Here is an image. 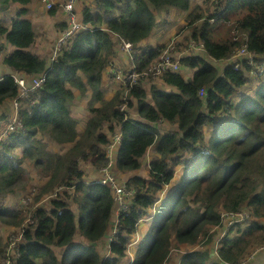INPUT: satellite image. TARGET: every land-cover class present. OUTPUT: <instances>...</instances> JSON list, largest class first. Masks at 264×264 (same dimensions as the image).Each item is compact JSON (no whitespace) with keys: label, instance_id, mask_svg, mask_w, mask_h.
<instances>
[{"label":"trees","instance_id":"1","mask_svg":"<svg viewBox=\"0 0 264 264\" xmlns=\"http://www.w3.org/2000/svg\"><path fill=\"white\" fill-rule=\"evenodd\" d=\"M33 1L0 0L3 10L12 2L22 5L10 24L0 22V55L4 44L15 46L4 57L11 73L0 75V124L9 115L5 103L13 104L21 94L12 74H46L40 87L19 99L23 127L16 121L14 130L0 140V223L8 234L21 227L26 236L16 264H127L128 245L139 220L152 208L155 213L136 244L132 264H166L178 244L191 246L180 264L264 261V250L259 249L264 246V73L254 76L255 65L249 63L264 57V0H204L194 7L192 0L84 2L80 7L86 28L71 35L55 58V48L45 47L43 53L31 49L38 42L37 28L27 16ZM58 9L54 5L50 15ZM172 9L188 11L186 25L171 38L179 40L180 46L175 43L172 50L178 70L165 71L158 84L155 77H150L152 82L144 77L129 89L119 85L107 97L102 87L105 73L118 84L109 71L112 62L124 70L132 64L144 76L160 58L170 40L153 43L160 37L153 33L163 32L158 29L156 11ZM59 23L62 30L68 27L66 22ZM187 29L188 34H182ZM122 38L132 43L131 55L120 45ZM245 42L246 57H235ZM191 43H205L204 52L200 47L189 48ZM216 61L225 62L217 66ZM186 69L193 70V75L185 77ZM255 78L259 80L256 88L251 86ZM161 84L178 90L166 91ZM88 93L90 115L80 130L71 105L77 94ZM125 100L128 106L123 110ZM129 108L141 118L131 117ZM161 120L176 127L163 131L164 123L157 125ZM7 127L0 128V137ZM118 132L122 142L117 169L139 170L150 148L154 156L147 176L136 173L127 180L129 188L137 189L136 196L121 212L119 231L105 256L97 244L110 233L115 207L112 190L84 166L94 165L96 172L105 166L107 146ZM40 134L64 148L50 150L38 138ZM27 161H33L44 179L35 202L62 187L56 197L36 208L32 223H25L30 210L11 209L5 202L7 195L21 194L30 186ZM182 164L187 168L175 175ZM243 210L250 217L229 229L215 253L211 243L224 229L223 223L219 225L221 212ZM214 227L219 229L211 231ZM78 233L86 242L76 240ZM7 247L0 235V258L6 256Z\"/></svg>","mask_w":264,"mask_h":264},{"label":"built area","instance_id":"2","mask_svg":"<svg viewBox=\"0 0 264 264\" xmlns=\"http://www.w3.org/2000/svg\"><path fill=\"white\" fill-rule=\"evenodd\" d=\"M57 0H42V2L44 3L45 7L47 9L51 8L54 3ZM78 0H67L66 2L63 1L62 5L64 7L65 10V14L66 17H68L67 22L69 27L63 31L60 35V37L58 38L56 45H55V49H54V55L52 58H55L58 55L59 50L61 49V46L64 42H67L70 38L71 35H74L78 30L86 28V25L81 21V12H79L76 9V3ZM121 44L124 48V50L129 53L131 55V51H132V43L128 40H126L125 38L121 39ZM179 45V40H172L167 46L166 48L163 50V52L160 55V58L154 62V64L147 70V72H145V75L142 76L140 75L138 72H136L134 70V67H132V64L129 66V68L127 70H124L123 67H121L119 64L112 62L109 66V71L115 75V78L118 81V84L120 86H123L127 89H129V87H133L140 79L145 77V80L149 79L150 77H156L158 75L163 74L165 71L167 70H176L177 68L180 67L179 61L178 60H174L173 58V54H172V50L175 48L176 45ZM180 46V45H179ZM200 47L203 49V51L205 50L204 48V43H201L200 45H196L195 43H191L190 47ZM247 44H243V46L239 49H237L235 51V57L241 58V57H246V53H247ZM251 65H256V60L254 58H252V60L249 62ZM236 66H239L238 62L236 63ZM260 72L264 71V66H261ZM256 72V70H253V74ZM46 75L42 74V75H37L34 76L31 79V86L28 87L26 85V80L24 78H19L15 76V80L17 82H19L22 86V93L21 96H26L28 91L30 89H35L37 87H39L43 81L45 80ZM121 82V83H120ZM199 94L201 96H203L205 94V89L201 88L199 91ZM14 104L17 106L18 105V101L15 100ZM128 106V101L125 100L124 103L121 105V109H125ZM17 115V114H16ZM18 117V116H17ZM17 121L19 127H23V124L21 122V120H19V118H15L13 124L12 122L8 125L7 130L2 134V136L0 137V140L2 139V137H6L8 132H12L14 130V123ZM122 141V133L118 132L115 134V137L113 138V141L107 146V157H108V161L106 163L105 166L101 167L99 169V174H100V182L102 184H108L112 190V195H113V199L115 201V207H114V211H113V220H112V227L110 229V233L108 234V236L106 237V242L108 244L109 241V245L110 243L116 238L117 233L119 231V220H120V214L122 211H125V209H128L129 206L132 204L133 200L135 199V194L137 192L136 188H129L127 186V182L126 180H117L116 176L114 175L112 169L114 170L116 168V155L117 152L116 150L118 149L119 144ZM1 147V145H0ZM149 165V164H148ZM168 187L166 186L161 194L163 195L164 192L166 191ZM62 190V187H59L57 190H55L50 196L41 199L39 201L35 202V197L37 195V190L35 188L31 189V190H27L26 192L20 194L18 196V200L16 202L15 205V209L16 210H21L24 213H28L29 210L31 211V213H29L28 218L26 219L25 223L29 222L32 223V216L34 215V213L36 212V208L40 207L42 205H46L47 203H45L46 201H48V199L51 197H56L58 195V192ZM22 198H28L27 203H23L21 200ZM35 202V204H31ZM36 214V213H35ZM250 217V213L246 210L237 212V211H222L221 212V220L219 225H221V223L224 224V233L221 236V240H223V238L225 237V234L227 232V227L229 228L230 226L236 224V223H241L245 220H247ZM24 227V225H23ZM220 227V226H219ZM219 227H214L211 228V231H217L219 229ZM218 228V229H217ZM231 228V227H230ZM229 228V229H230ZM221 230V231H223ZM219 231V233L221 232ZM229 231V230H228ZM219 233H216L219 234ZM228 234V232H227ZM26 236H25V230L23 228L20 227L19 230L14 231L13 233H11L8 238H7V252H6V256H4L3 258H0V264H16V260L21 256L22 254V245L23 242L25 240ZM108 239V241H107ZM137 240L131 242L128 246L127 249V253L130 256L129 262L127 264H132L134 261V245L136 244ZM221 242V241H220ZM219 240L216 241V239L214 238L211 246L214 249V252L217 253L219 244H220ZM109 254V247H108V251L106 253V256ZM236 264H245L244 261L238 262Z\"/></svg>","mask_w":264,"mask_h":264},{"label":"rangeland","instance_id":"3","mask_svg":"<svg viewBox=\"0 0 264 264\" xmlns=\"http://www.w3.org/2000/svg\"><path fill=\"white\" fill-rule=\"evenodd\" d=\"M64 1L66 2L67 0H64ZM90 1H93V0H87V2H90ZM192 4H193L192 7H194L197 4H204V0H192ZM21 6L22 5L19 4V3L12 2L8 9L3 10L4 8L0 7V22L6 23V24H10L11 21H12V17H14L16 15L17 11L19 10V8ZM43 6H44V4H43V2H41V0H39V1L34 0L31 3V6H30V8H32V10H33V8L35 10L34 12H32V15L35 18V25L37 27V29H36L37 30V40L40 43H41V36L42 35H46L47 37L53 38L52 30H54L55 28L56 29L58 28V25L55 26L56 22L57 23H59L61 21L62 22H66L68 20L67 19L68 17H66V14L63 11L61 5L58 4V7L60 6V8L58 9L57 13H58V16L60 15L61 18H59V20H55V22L52 21L51 24H48V22H46V21L49 19L48 14H50V11H49L50 9H46L45 6L43 8ZM77 7H78V3H77ZM41 8H42V10H41ZM187 13H188V11H182V10H173V12H170V13H166L164 10L156 11L157 21L160 22V25H159L158 29H159V31H163V32H162V35H160L159 40H157V41H155L153 43L154 44L158 43V41L159 42L164 41L165 43H167L169 40L170 41L168 43H170L172 36L177 34L179 32V30L183 29L184 26L186 25V19L185 18H186ZM30 15H31V13H30ZM62 15H63V17H62ZM44 23H46V24H44ZM43 27H45V29L42 31ZM188 32H189V30L187 29L184 32H182V34H188ZM239 33L240 32H236V34H239ZM58 34L60 35L61 32H59ZM58 34H56V36L54 38H56ZM182 34H180V36H182L184 41H185L184 35H182ZM241 36H244V34H242ZM50 38L46 39L47 42H49V41L51 42V43H49V45H46V49L52 51V49L55 48V45H54L55 43H53V40H51ZM121 42L122 41H120V45L122 46ZM181 46H186V43H184V45H181ZM8 48H9V50H8ZM41 48H42L41 45H36V47L35 46L31 47L32 50L35 49L37 51H39ZM14 49H15V46L10 45V46L7 47L4 44V51L2 52L3 55L2 54L0 55V75L10 74L11 73L12 70L4 63V57H5L4 54H6L8 52H12ZM46 49H44L45 52H46ZM120 54H124V53H120ZM123 57H124V55H122V58ZM206 57H208V56H206ZM208 59H210V58L208 57ZM259 61L264 64V57H259ZM221 62H225V61H216L215 65H217V66L223 65ZM190 72H193V70L186 69L185 71H183V74H184L185 77H187V76H189ZM256 78H258V77H256ZM256 78H255L254 81H252V85H251V86H253L255 88L257 87L256 84L259 83V80L257 82ZM158 79H159L158 77H155V79H154L155 81H157L156 82L157 84H158V82H160V80L158 81ZM149 85L150 84H147V86H149ZM160 86L162 88H164L166 91H174V90L177 91L178 90L173 85L166 84V86H164V84H161ZM102 87L105 89L106 96L110 97L113 94V92L119 87V84H117V82L114 81L113 78L110 75L106 76V73H105L103 81H102ZM89 99H90V93H88L86 95L77 94L75 100L73 101V103L71 105L73 115L80 120V123H79V126H78V128H80V130L84 127V122L86 121V118L90 115V110H89V105H88ZM21 104H22V102H20V101H18V105L17 106L14 104V102H13V104L5 103V105L3 107H6V109L8 110L7 112H8L9 115H8L7 122L1 123L0 124V128H2L5 124H7V126H8L9 123H10V119H12V121L14 122L15 118H19L17 116L19 114V109L21 107ZM11 108H13L12 111H11ZM129 109L131 111L130 115L132 117H136L137 116V110L133 109V108H129ZM161 127H163V131H165V130H168L169 128H175L176 126L172 125L170 123L167 124V122H165L164 124L161 125ZM38 138L40 140L42 139L44 141V143L46 144L47 148H49L50 150L56 151V150H62V148H64V146L59 145L58 143L53 141L47 135H44V134L41 135L40 134V136ZM17 151L21 152V148L18 147ZM153 156H154L153 148H150L148 150V152L142 157L143 165H142V167L139 170H136V172L138 174H140V176H147L148 169H149L148 162L150 160H152ZM25 166H26V169H27V176L30 178V182H29L30 186H27L26 190L22 191L21 194L26 192L27 190H31L33 188H35L37 190V192H38V187L40 186V184L43 182L44 179H42L40 177L39 173L35 169L36 166L33 163V161L25 162ZM84 167L86 168L87 173L89 175H92V174L94 175L93 178H95V179H99L100 178V174H99V172L95 171L94 165H91V164L88 163ZM181 170H182V168H179V171L177 172V176H178V174L180 173ZM115 171L118 172L119 176L122 177L123 180H126V182L134 174V172H132V171L122 172L119 169H117V167H116ZM31 185H34L35 187L31 186ZM19 195H20V193H15V194L7 195L5 197V202H6L7 205L10 206L11 209H13L15 207ZM160 195H161V197L164 196L161 193H160ZM27 200H28V198H22L21 201L25 204V203H27ZM45 203H47V201ZM125 210H127V209H125ZM152 212H153V210L149 209L148 213L143 217L144 224L143 225L142 224L139 225V228L133 234L132 239H135L139 234H140L139 238H141L142 234L145 232L144 231L145 226L148 225L151 222L148 218H150V215H151ZM232 226H230V227H232ZM229 228L227 227V232H228ZM13 232H11V233H13ZM227 232L225 234V237L227 235ZM11 233L8 234V228L4 227V225H2L0 223V235L3 237V239L6 242H7L8 236ZM223 233H224V230L221 231L219 234L215 235L216 241H218V240H219V242L221 241L220 238H221ZM76 240L77 241L86 242V240L79 233L77 235ZM107 241H108V239H107ZM97 246L101 249V252L104 251L103 254L107 253L108 247L110 248L109 241H108V244H107L105 239L101 240L97 244ZM55 249L59 250V247H56ZM190 249H191V246H189V245H186V247H184L183 245H179V244L175 245L172 248V252L170 254V259L167 261L166 264H180L182 256L184 255L183 253L187 252ZM259 249L264 250V246L259 247ZM262 250H260L258 252H261ZM255 252L256 251H254L253 254ZM253 254H251V257L253 256ZM127 255H129V254H127ZM244 262H245V264H264V261L260 262L257 259H254V261H251V262H248V263H247V260H244Z\"/></svg>","mask_w":264,"mask_h":264},{"label":"clouds","instance_id":"4","mask_svg":"<svg viewBox=\"0 0 264 264\" xmlns=\"http://www.w3.org/2000/svg\"><path fill=\"white\" fill-rule=\"evenodd\" d=\"M37 1H39V0H37ZM63 1L64 0H57L55 3H54V5H61V7H62V9H63V11L65 12V10H64V7H63V5H62V3H63ZM41 2H42V0H41ZM77 3H78V1H77ZM77 3H76V8H77ZM44 4V3H43ZM53 5V6H54ZM45 6V5H44ZM52 6V7H53ZM51 7V8H52ZM46 8V7H45ZM51 8H49V9H51ZM47 9V8H46ZM82 11V9H80V11L79 12H81ZM81 19H82V14H81ZM82 21V20H81ZM66 23H67V25H68V22L66 21ZM68 27H69V25H68ZM67 27V28H68ZM66 28V29H67ZM65 29V30H66ZM65 30H61L60 32L62 33L63 31H65ZM81 30V29H80ZM79 31V30H78ZM61 35V34H60ZM205 44V43H204ZM243 44H247L248 45V43L247 42H245V43H243ZM167 45H168V43H167ZM163 52V51H162ZM258 56V55H257ZM261 66H264V64L263 63H261L260 61H259V57L257 58V62H256V65H255V67H254V70H256V72L254 73V75L255 76H257L258 75V73H264V71L263 72H260L259 70H260V68H261ZM38 75H42V74H38ZM46 75V74H45ZM12 76L15 78V76L16 77H19V78H24L25 80H26V85L28 86V87H30L31 86V79L34 77H26V76H22L21 74H16V73H14V74H12ZM37 76V75H36ZM160 75H158V76H156V77H159ZM148 80H150V78L148 79ZM16 81V80H15ZM45 81V80H44ZM43 81V82H44ZM17 82V81H16ZM19 83V82H18ZM20 84V83H19ZM20 86H21V84H20ZM41 86V85H40ZM39 86V87H40ZM36 89V88H35ZM35 89H30L29 91H28V93H27V95L26 96H21V94H20V96L16 99L17 101H19V99L20 98H24V97H27L28 95H29V93L30 92H32V91H34ZM21 93H22V86H21ZM20 102H22V101H20ZM22 105V104H21ZM131 114V113H130ZM132 117V116H131ZM133 118H141L140 116H139V114H138V112H137V116L136 117H133ZM162 121V120H161ZM162 123H164V121H162V122H159L157 125H159V124H162ZM122 142V141H121ZM121 144V143H120ZM120 144H119V146H118V149H119V147H120ZM118 149L116 150V152H118ZM147 153V152H146ZM118 154V153H117ZM107 156V155H106ZM116 159H117V155H116ZM107 161H108V157H107ZM150 162H151V160L148 162V167L150 168ZM115 165H116V163H115ZM186 167V164H182L181 166H180V168H182V169H184ZM187 168V167H186ZM132 172H135V171H132ZM137 172H135L134 174H136ZM133 174V175H134ZM175 175H177V172H175ZM167 190V189H166ZM162 191H160V193H161ZM38 194V193H37ZM164 194H165V192H164ZM163 194V195H164ZM163 197V196H162ZM114 200V199H113ZM114 203H115V201H114ZM152 210H153V212L151 213V215H150V218H148L150 221H151V219L153 218V215H154V213H155V209L154 208H152ZM112 220H113V218H112ZM112 223V222H111ZM144 223V220H143V218H141L140 220H139V224H138V228H139V225L140 224H143ZM149 225H150V223H149ZM111 227H112V225H111ZM110 227V228H111ZM140 234L135 238V239H133L131 242H133V241H135V240H137V242H136V244L139 242V240H140ZM225 238V237H224ZM223 238V239H224ZM104 239H106V237L104 238ZM104 239H102V240H104ZM130 242V243H131ZM7 243V242H6ZM129 243V244H130ZM136 244L134 245V249H133V252L135 253V247H136ZM129 246V245H128ZM109 254H110V249H109ZM108 254V255H109ZM105 256H106V254H105ZM134 258H135V255H134Z\"/></svg>","mask_w":264,"mask_h":264},{"label":"crops","instance_id":"5","mask_svg":"<svg viewBox=\"0 0 264 264\" xmlns=\"http://www.w3.org/2000/svg\"><path fill=\"white\" fill-rule=\"evenodd\" d=\"M87 1V0H86ZM85 0H78V7H79V9H81V7H84V4L85 3H89V2H86ZM85 2V3H84ZM31 6V5H30ZM30 6H29V11H28V13H27V16H29L30 18H32L33 19V22H34V26H36L35 25V18L33 17V15H32V12H34L35 10H34V8H33V10H32V8H30ZM81 6V7H80ZM43 8H44V6H43ZM59 8H60V6H59ZM41 10H42V8H41ZM173 10H177V9H172L171 10V12H173ZM45 11V10H44ZM30 13H31V15H30ZM48 16H49V19L46 21V22H48V24H51V22L53 21V22H55V20H59V18H61L60 17V15L58 16V13L57 14H55V15H50V14H48ZM52 17V18H51ZM62 17H63V15H62ZM44 24H46V23H44ZM60 24V23H59ZM57 25H58V23H57ZM55 26H56V24H55ZM37 28V27H36ZM62 27H60V26H58V28L56 29H54V30H52V34H53V38H50V37H47L46 35H42L41 36V43L38 41L37 42V45H41V49L39 50L40 52L39 53H43V48H45L46 47V45H49V43H51L50 41L49 42H47V38L49 39H51V40H54V37L56 36V34H58L62 29H61ZM45 29V27H43V29H42V31ZM61 29V30H60ZM162 34V33H161ZM153 35H154V37L155 36H160L159 34H158V32H154L153 33ZM3 42H5V40H3ZM8 46H10V45H8ZM7 46V47H8ZM36 46V45H35ZM8 50H9V48H8ZM37 51V50H36ZM8 53H10V52H8ZM8 53H6V54H8ZM6 54H4V55H6ZM3 55V54H2ZM194 72V71H193ZM193 72H190L189 73V76H192L193 75ZM136 172V171H135ZM134 172V173H135ZM144 224V223H143ZM142 224V225H143ZM148 226H149V224L148 225H146L145 226V228H144V231H146L147 230V228H148Z\"/></svg>","mask_w":264,"mask_h":264}]
</instances>
